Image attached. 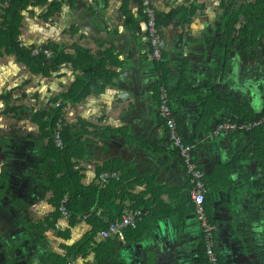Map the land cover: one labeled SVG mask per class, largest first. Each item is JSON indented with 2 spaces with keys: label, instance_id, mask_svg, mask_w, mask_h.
I'll list each match as a JSON object with an SVG mask.
<instances>
[{
  "label": "crops",
  "instance_id": "1",
  "mask_svg": "<svg viewBox=\"0 0 264 264\" xmlns=\"http://www.w3.org/2000/svg\"><path fill=\"white\" fill-rule=\"evenodd\" d=\"M15 1L18 42L51 43L63 56L53 69L34 71L0 49V167L7 175L0 181V197H7L0 202V229L16 249L0 257V264H53L68 249L76 251L91 230L92 213L105 224L119 214L109 206L112 192L126 196L121 212L141 216L137 230L108 240L98 233L89 251L69 254L67 264H95L96 245H102L107 264H209L184 165L158 115L161 76L180 136L196 145L219 260L264 264V132L204 140L224 121L264 112V18L256 30L251 24L245 30L242 12L256 0H155L159 64L151 58L141 0ZM9 5L0 0V25ZM89 71L101 81L109 75V83L78 103L62 101ZM57 103L67 135L85 148L82 159H69L73 172L85 187L110 191L103 197L107 206L78 216L75 224L62 216L52 223L53 208L44 195L54 159L43 154L48 139L33 118ZM28 174L40 180L39 189ZM104 174L109 178L100 180ZM20 182L29 189L23 199L16 195L24 193ZM11 198L27 205L14 208ZM21 216L40 222L37 237L19 232Z\"/></svg>",
  "mask_w": 264,
  "mask_h": 264
},
{
  "label": "trees",
  "instance_id": "2",
  "mask_svg": "<svg viewBox=\"0 0 264 264\" xmlns=\"http://www.w3.org/2000/svg\"><path fill=\"white\" fill-rule=\"evenodd\" d=\"M2 2L8 1L10 3L9 8L4 9V14L2 19L4 24L0 25V49L4 48L6 53L13 54L16 59L25 65H27L32 70H46L53 69L54 65L59 64V59L63 56L56 50L53 44H47L42 46L43 48L50 49L54 53V59L50 66L47 65V62L44 61L42 57H32L30 51L25 48H20L18 44V35H19V14L17 13V6L15 0H1ZM45 0H38V4L44 3ZM141 3V2H140ZM20 9V8H19ZM142 12V11H141ZM242 12L246 17V26L244 29L247 30L250 24L256 30L257 20L264 18V0H256V3L247 5L242 8ZM157 24L159 26V20L157 19ZM4 29V30H3ZM3 30V31H2ZM160 75L161 72L159 73ZM111 76V75H110ZM110 81L108 75L107 80L101 81L99 79V73H93L91 71L86 72V75L80 77L78 82L72 86V88L61 96L62 101L68 102L72 101L73 103H78L85 99L86 97L100 92L106 84ZM159 85H163V76L159 78ZM158 85V86H159ZM78 87V88H77ZM76 90L78 91H75ZM58 101V98L54 100V104ZM62 108L55 107L49 108L44 112H38L34 115L33 120L40 126L41 131L46 134L47 143L44 148L43 154L46 157L53 158L54 162L51 165L48 174L46 176L47 184L44 191V195L48 194L49 204L53 208V212L49 215V219L52 220V223L60 217L58 211L59 204L61 199L66 196L68 198L67 211L70 214L69 223L75 224L76 218L80 215H89L91 209L101 208L107 206V202L103 200L104 195L110 194L107 190H99L95 187H85L82 184L81 177L79 174L73 172L72 167L74 163H70L69 159H82L85 153V148L78 146L79 142H72L70 137L67 135V130L62 127L61 136L64 142L63 150L57 149L52 140V135L55 130V124L58 119L62 118ZM256 131L264 132V128H260ZM255 132V131H253ZM251 132V133H253ZM264 135V134H263ZM185 142V141H184ZM187 143V141L185 142ZM45 180V181H46ZM111 197L112 203L110 207H114L119 214H116V218L119 217L123 212V201L126 196H117L114 192ZM96 205V206H95ZM110 213L111 211H107ZM90 220H88L91 230L83 238L84 245H77L76 251L73 252V249H68V254L65 257L56 256L54 257L53 264H67L66 258L71 255H84L83 252H88L91 248V244L94 243L95 236L106 227V224L102 222L100 218L97 217L95 213H92ZM88 217V218H89ZM109 218L108 221H111ZM49 222V221H48ZM52 223L49 222L51 225ZM140 224V223H139ZM138 224V226H139ZM134 230H137L134 229ZM98 246L93 250L95 253V264H107L106 255L104 256L101 253V246ZM112 251V255L117 252V248ZM116 261V259L114 260ZM106 262V263H105ZM117 264V262H114Z\"/></svg>",
  "mask_w": 264,
  "mask_h": 264
},
{
  "label": "built area",
  "instance_id": "3",
  "mask_svg": "<svg viewBox=\"0 0 264 264\" xmlns=\"http://www.w3.org/2000/svg\"><path fill=\"white\" fill-rule=\"evenodd\" d=\"M155 0H141V9L145 19L146 33L148 39V46L151 53L152 60L159 64L163 61L162 52V34L157 24L156 13L153 7ZM20 48H25L30 51L32 57H42L47 65L50 66L54 59V53L50 49L43 48L42 46L26 47L24 44L19 43ZM159 102H158V115L164 122V126L168 132V139L178 152L180 159L184 165L185 172L188 178L189 184V198L191 200L194 216L198 220V223L202 232V241L204 246V253L209 264H222L219 260L218 253L214 248V226L207 217L204 204L206 187L204 183L205 175L199 168L196 160L194 159V144H187L180 136L176 123L171 117L170 99L168 96V90L164 85L159 86L158 90ZM55 107H60L57 103ZM63 127V119L60 118L55 124V130L52 135L54 146L63 150L64 142L61 136V130ZM260 128H264V112L255 119L246 120L242 122L224 121L218 124L204 140H211L221 135L228 134H246L256 131ZM100 180H106L109 178L108 174L99 176ZM68 198L64 196L59 204L58 211L63 218H69L70 214L67 211ZM85 218V217H83ZM141 222V216L138 213L124 211L119 217L114 220L107 221L106 227L99 232V236L108 240L117 237L122 234L124 230L136 229Z\"/></svg>",
  "mask_w": 264,
  "mask_h": 264
},
{
  "label": "flooded vegetation",
  "instance_id": "4",
  "mask_svg": "<svg viewBox=\"0 0 264 264\" xmlns=\"http://www.w3.org/2000/svg\"><path fill=\"white\" fill-rule=\"evenodd\" d=\"M1 158H2V156H0V161H2ZM2 163H3V161H2ZM33 175L34 174H28V177H26V176H24V177L27 179L28 178L34 179V182H37V183L39 182L38 183V189H39L40 188V180L38 179L39 181H37V179L32 178ZM6 177H7V175L5 174V166H2V167H0V181L5 182L7 179ZM20 186L23 187L24 193L23 194L22 193H16V195H18L20 198L23 199L24 197H26V193L28 192L29 189H28V187L23 186L21 182H20ZM28 186H29V183H28ZM37 194L40 196V190L37 191ZM6 199H7V197H6ZM6 199H4V201ZM9 200H10L11 204L18 203V200H16V198H11ZM24 218H25L24 216L23 217L21 216L20 221L24 224L23 228H24L25 234H30L32 237H37L40 234V222H37L38 220H31V221L25 220Z\"/></svg>",
  "mask_w": 264,
  "mask_h": 264
},
{
  "label": "water",
  "instance_id": "5",
  "mask_svg": "<svg viewBox=\"0 0 264 264\" xmlns=\"http://www.w3.org/2000/svg\"><path fill=\"white\" fill-rule=\"evenodd\" d=\"M0 190L2 191V188L0 187ZM35 193V192H34ZM36 194V193H35ZM4 201V196L0 197V202ZM22 205H27L26 202L24 200H18V203H14V208H19L22 209L23 206ZM7 224V228L10 231V235L13 234L12 236L16 235V232L14 230V227L10 224V221H8ZM17 229L19 230V232H24V228H22V225H18ZM8 251V252H5ZM16 249H13V245L11 244V242L7 239H5L4 237V233L3 230L0 229V257L5 258L6 257V253H10V254H15Z\"/></svg>",
  "mask_w": 264,
  "mask_h": 264
}]
</instances>
